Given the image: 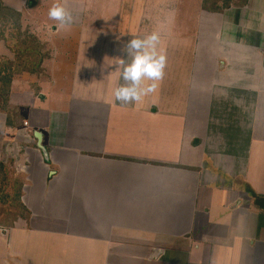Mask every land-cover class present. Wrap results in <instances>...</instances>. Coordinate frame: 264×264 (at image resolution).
Segmentation results:
<instances>
[{"label":"crops","instance_id":"1","mask_svg":"<svg viewBox=\"0 0 264 264\" xmlns=\"http://www.w3.org/2000/svg\"><path fill=\"white\" fill-rule=\"evenodd\" d=\"M0 2L52 51L45 76L13 75L0 104L6 194L19 184L26 213L4 227L3 264H264V0L188 3L204 12L177 33L153 30L148 0ZM153 32L164 77L124 105L118 61ZM9 47L0 30V62Z\"/></svg>","mask_w":264,"mask_h":264},{"label":"rangeland","instance_id":"2","mask_svg":"<svg viewBox=\"0 0 264 264\" xmlns=\"http://www.w3.org/2000/svg\"><path fill=\"white\" fill-rule=\"evenodd\" d=\"M148 1L151 3V5H150V7L147 8V10L150 13V15L154 14L153 16L150 17V19L153 20V22H155V25H156V26L153 25V26H155V28L153 30L156 32L161 31V33H170V32L174 33L175 31H177V32L183 31L184 29L187 28V26H189V28L191 27L194 29L196 26L195 23L199 21L200 15H202L201 12H204V11L199 10V9H194V11H193V9L191 8V5L189 8L188 3L194 4L196 2V0H179L178 3H177L178 0H148ZM198 1L203 2V0H198ZM198 1L196 3H198ZM233 4L237 5L238 3L233 2ZM1 13L2 14H0V16H2L3 19L0 18V30L3 34L2 37L6 41L8 47L14 46V48H15L17 46V47L21 48L22 47V45H21L22 41L26 40L27 46H29L30 49L34 48L37 51L35 54L32 55L33 62H29L28 64H26V62L24 61V58H20L18 56L17 59H15V61L14 60L11 61L13 64V67L12 66H11V68L9 67L6 72L9 75L13 74V69H14L15 75H18V74L22 75L25 72L29 75H32L31 74L32 70L36 71V70L40 69V67H38V66L36 67V63L41 59L40 58V56H41L40 54L42 51L41 46L39 45L37 47L36 45H38V44H32L33 40L29 36L31 34V32H30L31 29L28 30V27L24 28V26L22 25L21 14H20V20H19L20 26H18L19 27L18 28L13 23V20H14V19H12L13 18L12 16L14 15L13 13H11V14L9 12L5 13V11H2ZM5 17L9 18L8 22L4 19ZM219 20H220V17H219ZM5 22H6V24H5ZM25 22H26V20H25ZM227 22H230V21L227 20ZM177 32H175V33H177ZM216 35H217L218 39L222 38L223 32L221 31L219 26L214 25L213 31H210L208 34V36L210 37L209 40L206 39L207 50L216 51V49H217L216 43H215V41L211 40V39H214V37ZM15 44H16V46H15ZM10 49H12V48H10ZM51 52L52 51L50 49H48L47 53H49V55L51 54ZM13 56H14V54H13ZM50 57H48V58H50ZM13 59H14V57H13ZM7 61H9L7 58L2 59V61L0 63V70H2L1 67H7L5 65ZM44 63H45V61H43V62L41 61L42 69H44V71H45L46 69L44 68ZM45 74H46V71H45ZM33 76H35V75H33ZM6 91H9V87L7 86V84H4V81H2V76L0 75V99H1V97H3L2 92H6ZM7 95H8V92H7ZM0 104H1V102H0ZM6 168H7V165L5 167L4 172L2 171V169L0 171V191L3 192L2 193L3 197L5 195H7V197L10 196L9 194H6L9 191V190H7V187L9 186V182H10V178H11V177H7ZM238 180L240 181L242 179L238 178L237 181ZM240 182H238V183H240ZM241 185H242V182H241ZM253 203L256 207H261L263 205V202H260V200H257V199ZM19 206H20V202L17 201L16 199L14 201H11V202H10V200H8L4 204L0 202V231H1L0 238H7L9 228H4V227H12L14 224V222L12 220H13V218H15L17 216V214L22 216L23 219L26 217L25 216L26 213L23 210H21V208ZM5 230H7V232H5ZM7 254H8L7 241L6 240L2 241V239H1L0 240V264H3L2 260L8 259Z\"/></svg>","mask_w":264,"mask_h":264},{"label":"clouds","instance_id":"3","mask_svg":"<svg viewBox=\"0 0 264 264\" xmlns=\"http://www.w3.org/2000/svg\"><path fill=\"white\" fill-rule=\"evenodd\" d=\"M49 17L59 22V26H67L71 22V16L60 4H54L49 10ZM161 38L156 32L144 38H132L125 45L130 62L119 59V65L123 66L121 73L125 82L114 90L117 101L127 105L140 102L142 97L155 92L158 89V81L164 77L166 67V55L158 50ZM151 81V83H146Z\"/></svg>","mask_w":264,"mask_h":264},{"label":"trees","instance_id":"4","mask_svg":"<svg viewBox=\"0 0 264 264\" xmlns=\"http://www.w3.org/2000/svg\"><path fill=\"white\" fill-rule=\"evenodd\" d=\"M233 2H237L238 3L237 5H239L240 7H246L248 5L249 0H203V2H202V9L204 11H207V12H210V13H223L225 10L231 8ZM2 11H5V13L6 12H9L10 14L13 13L14 15L12 16L13 17L12 19H14L13 20L14 25L17 26V27L20 26V24H19L20 14L19 13L14 12L12 10H9V9L5 8L3 6V4L0 2V14H2L1 13ZM0 18L3 19L2 16H0ZM4 19L8 22V19L9 18L8 17H5ZM5 24H6V22H5ZM1 34H2V32H1ZM2 36H3V34H2ZM32 44H38V45H36L37 47L40 45V43L37 42V41H35V40L32 41ZM21 45H22L21 48H19V47H18L19 49L17 48L18 53L15 54V59H17V57L19 56L20 58H24V61L26 62V64H28L29 62H33L32 55L37 52L36 49H34V48L33 49H30L29 47L26 49V46H27V41L26 40H23ZM15 46H16V44H15ZM41 49H44V47L42 48V46H41ZM40 55H41L40 56L41 59L36 63V67L38 66V67H40V69L39 70H36V71H33L32 70V72H31L32 75H35L37 77L38 76H45V71H44V69H42L41 61L43 62L45 60L50 59V58H48V57H50V55L47 52L41 51V54ZM5 65L7 67H1L2 70H0V73H2V74H0V75L2 76V81H4V84H7V86L9 87L10 86L11 79H12L13 75H15V74H14V69H13V74H10L9 75L6 72L9 67L10 68H11V66L13 67L12 62L7 61ZM7 92L8 91L2 92L3 97H1V99H0L1 104H3V103L6 104V102H7V96H8L7 95ZM5 167H6V165L2 163L0 165V171L2 169V171L4 172ZM20 190H21V186L18 184L17 185L16 192L12 196H9V197H7V195H5L3 197L2 196V193L3 192L0 191V202L4 204L7 200H10V202H11V201H14L15 199L20 202ZM252 195H254V194H252ZM254 197L257 200H259L257 198V196H254Z\"/></svg>","mask_w":264,"mask_h":264},{"label":"water","instance_id":"5","mask_svg":"<svg viewBox=\"0 0 264 264\" xmlns=\"http://www.w3.org/2000/svg\"><path fill=\"white\" fill-rule=\"evenodd\" d=\"M37 138H38V141H39V147H40L41 149H43V147H42V145H41V137H40V134L37 135Z\"/></svg>","mask_w":264,"mask_h":264},{"label":"built area","instance_id":"6","mask_svg":"<svg viewBox=\"0 0 264 264\" xmlns=\"http://www.w3.org/2000/svg\"><path fill=\"white\" fill-rule=\"evenodd\" d=\"M25 125H28L27 123H25Z\"/></svg>","mask_w":264,"mask_h":264}]
</instances>
